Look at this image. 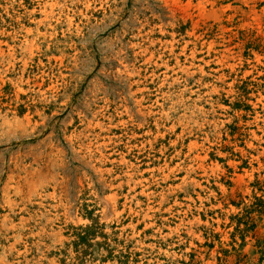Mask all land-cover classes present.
Here are the masks:
<instances>
[{
    "label": "rangeland",
    "instance_id": "374dc122",
    "mask_svg": "<svg viewBox=\"0 0 264 264\" xmlns=\"http://www.w3.org/2000/svg\"><path fill=\"white\" fill-rule=\"evenodd\" d=\"M263 74L264 0H0V264H264Z\"/></svg>",
    "mask_w": 264,
    "mask_h": 264
},
{
    "label": "bare ground",
    "instance_id": "6f19581e",
    "mask_svg": "<svg viewBox=\"0 0 264 264\" xmlns=\"http://www.w3.org/2000/svg\"><path fill=\"white\" fill-rule=\"evenodd\" d=\"M211 4L213 5V6H216L217 5V2L216 1H212L211 2ZM255 11V8L253 7H251L250 9H249V11L248 12H250V14H251V12L252 13H255L254 12ZM243 13L244 14H247V12L246 11H243ZM255 15V14H254ZM172 47V46H171ZM174 48V47H173ZM197 48V47H196ZM209 48H212V43L210 44V47ZM171 50H173V49H171ZM185 50H187L185 47L183 48V50L182 51H185ZM209 50V49H208ZM216 51V50H215ZM194 52L195 51H193L192 52V60H193V58H194ZM209 52V51H208ZM184 53V52H183ZM217 55V54H216ZM152 56H153V54H152ZM197 56V55H196ZM221 56V55H220ZM217 57V56H216ZM223 57H225V56H223ZM223 57H221V58H223ZM257 57V56H256ZM153 58V57H152ZM195 59V58H194ZM258 59V58H257ZM261 61V60H260ZM190 63V62H189ZM207 63V62H206ZM167 66V65H166ZM203 66V65H202ZM202 66H200V65H198L197 67L199 68V70L203 73L204 72V68L202 67ZM165 68V67H164ZM169 68V67H168ZM165 74V73H164ZM153 75V74H152ZM264 75V74H263ZM258 76V75H257ZM220 77V76H219ZM218 77V78H219ZM154 78V77H153ZM152 78V79H153ZM167 78V77H166ZM224 81V80H223ZM165 84V83H164ZM229 84V83H228ZM226 85V84H225ZM218 89V88H217ZM230 89V88H229ZM140 91V90H139ZM231 92V91H230ZM143 93V92H142ZM148 94V93H147ZM142 96V95H141ZM140 96V97H141ZM145 97V96H144ZM139 98V97H138ZM262 98V97H261ZM261 98H259V100H258V102H261ZM142 99V98H141ZM139 100V99H138ZM254 103V102H253ZM252 104V103H251ZM140 105H141V103H140ZM256 105V104H255ZM144 107V106H143ZM255 110V109H254ZM257 114V113H256ZM100 124V123H99ZM98 123H97V125H99ZM101 125V124H100ZM171 126V125H170ZM94 127V126H93ZM92 129V128H91ZM94 129V128H93ZM97 129V128H96ZM99 131V130H98ZM91 132V131H90ZM94 132V131H93ZM247 132V131H246ZM252 133V132H251ZM255 133V132H254ZM148 134V133H147ZM237 135V134H236ZM249 135V134H248ZM98 137V136H97ZM258 139V138H257ZM256 139V140H257ZM260 140V139H259ZM258 140V141H259ZM263 140V139H262ZM236 142V141H235ZM175 144V143H174ZM235 144V143H234ZM177 145V144H176ZM236 146V145H235ZM187 147H189V146H187ZM251 147L253 148V144L251 145ZM150 148V147H149ZM186 148V147H185ZM181 149V148H180ZM189 149H197V150H199V144L197 143V142H195V143H192L191 145H190V148ZM186 150V149H185ZM191 150V151H192ZM196 150V151H197ZM150 151V150H149ZM180 151V150H179ZM200 151V150H199ZM207 151V150H206ZM190 152V151H189ZM209 152V151H208ZM208 152H206V153H208ZM180 153V152H179ZM184 153H182V155H183ZM187 154V153H186ZM196 154V153H195ZM198 154V153H197ZM165 155V154H164ZM177 156V155H176ZM179 156V155H178ZM186 157L187 156H189V155H185ZM193 156V155H192ZM195 157V156H194ZM193 157V158H194ZM198 159H202L201 158V155L200 154H198L197 156H196ZM147 158V157H146ZM185 158V157H184ZM189 158V157H188ZM122 160L121 161H124V162H126V158H125V156H123L122 158H121ZM165 159V158H164ZM192 159V158H191ZM207 159V158H206ZM158 160V159H157ZM171 160V159H170ZM182 161V160H181ZM198 161V160H197ZM127 162H128V160H127ZM139 162V161H138ZM142 162V161H141ZM183 162V161H182ZM186 162V161H185ZM189 162V161H188ZM194 162V161H193ZM105 163H107V162H105ZM123 163V162H122ZM152 163V162H151ZM124 164V163H123ZM129 164V163H128ZM132 164V163H131ZM134 164V163H133ZM180 164H181V162H180ZM179 165V164H178ZM186 165V164H185ZM192 165V164H191ZM198 165V164H197ZM202 165V164H201ZM206 165V164H205ZM171 166V165H170ZM165 167V166H164ZM177 167V166H176ZM187 167H189V166H187ZM129 168H131V169H133L134 170V168H135V166L134 165H130L129 166ZM171 168V167H170ZM198 169H199V167H197ZM164 169V168H163ZM168 169V168H167ZM173 169V168H172ZM180 169V168H179ZM181 169H182V166H181ZM180 169V170H181ZM191 169H193V167L191 168ZM201 169V168H200ZM175 170V169H174ZM174 170H172V171H174ZM151 171V170H150ZM161 171H162V169H161ZM203 171H205V170H203ZM169 172V171H168ZM189 172V171H188ZM187 172V173H188ZM132 173V172H131ZM153 173V172H152ZM206 174V173H205ZM134 175H135V173H134ZM170 175V174H169ZM174 175V174H173ZM42 176V175H41ZM130 176V175H129ZM171 176H172V174H171ZM165 177H167L166 175H165ZM170 177V176H169ZM33 178V177H32ZM129 178V177H128ZM131 178V177H130ZM129 178V179H130ZM167 179H168V177H167ZM47 180V179H46ZM170 180V179H169ZM49 181V180H48ZM153 181V180H152ZM35 182V181H34ZM46 182V181H45ZM147 182V181H146ZM39 183V182H38ZM141 183V182H140ZM154 183V182H153ZM32 184H34V183H32ZM197 184V183H196ZM147 185V184H146ZM149 185V184H148ZM139 186H140V184H139ZM34 187V186H33ZM35 187H36V185H35ZM40 187V186H39ZM151 187V186H150ZM28 188V187H27ZM203 188H205V187H203ZM209 188V187H208ZM21 189V188H20ZM30 189H32V188H30ZM35 189V188H34ZM211 189V188H210ZM22 190V189H21ZM24 191H26V190H24ZM155 191V190H154ZM152 192V191H151ZM206 192V191H205ZM146 193V192H145ZM154 193V192H153ZM146 195V194H145ZM150 195V194H149ZM164 196H165V194H164ZM140 200V199H139ZM115 202V201H114ZM138 202V201H137ZM146 202H147V200H146ZM177 203V202H176ZM131 204V203H130ZM149 204V203H148ZM115 205V204H114ZM129 205V202H126L125 203V206H128ZM137 205V204H136ZM221 206V205H220ZM151 207V206H150ZM135 208V207H134ZM169 208H170V206H169ZM128 209H129V213L130 214H138V211H136V210H133V208L129 205L128 206ZM223 209V208H222ZM151 210V208H148V211H150ZM125 211V210H124ZM223 211V210H222ZM151 212V211H150ZM149 212V213H150ZM153 212V211H152ZM186 212V211H185ZM190 213V212H189ZM188 213V214H189ZM129 214V215H130ZM148 214V213H147ZM152 214V213H151ZM194 214V213H193ZM175 215V214H174ZM181 215V214H180ZM131 216V215H130ZM198 216V215H197ZM138 217V216H137ZM151 217V216H150ZM184 217V216H183ZM141 218V217H140ZM147 218V217H146ZM178 218V217H177ZM132 219V218H131ZM130 219V220H131ZM143 219V218H142ZM149 219V218H148ZM144 220V219H143ZM142 220V221H143ZM149 220H151V219H149ZM163 220V219H162ZM196 220H198L199 221V218H197ZM153 221V220H152ZM191 221V220H190ZM181 222H184L183 220L181 221ZM201 222V221H200ZM140 223V222H139ZM157 223V222H156ZM220 223V222H219ZM133 223L131 222V225H132ZM138 224V223H137ZM136 224V225H137ZM149 224H151V223H149ZM180 226V225H179ZM146 227V226H145ZM168 227V226H167ZM154 228V227H153ZM158 228V227H157ZM133 229H134V231L136 230V227L134 226L133 227ZM173 229V228H172ZM174 231V230H173ZM141 245V244H140Z\"/></svg>",
    "mask_w": 264,
    "mask_h": 264
}]
</instances>
